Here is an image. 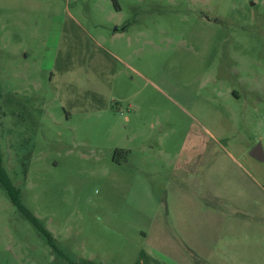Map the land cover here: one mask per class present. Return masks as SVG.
I'll list each match as a JSON object with an SVG mask.
<instances>
[{"label":"rangeland","instance_id":"rangeland-1","mask_svg":"<svg viewBox=\"0 0 264 264\" xmlns=\"http://www.w3.org/2000/svg\"><path fill=\"white\" fill-rule=\"evenodd\" d=\"M117 1L0 0V150L58 248L0 187V264H232L222 237H264V0Z\"/></svg>","mask_w":264,"mask_h":264},{"label":"crops","instance_id":"crops-1","mask_svg":"<svg viewBox=\"0 0 264 264\" xmlns=\"http://www.w3.org/2000/svg\"><path fill=\"white\" fill-rule=\"evenodd\" d=\"M147 150L146 147H143V152ZM152 151V150H151ZM203 151V150H202ZM199 153V151H196ZM132 156H133V151L128 148V147H118L115 152V156L113 158V163L116 167L119 169H124L129 167L132 163ZM227 158H231L233 162L239 163L237 158L231 154L228 153ZM166 159V157H165ZM164 159V161H165ZM166 162V161H165ZM174 162L175 165H177L178 168H181L182 170H185V172H189L190 170V162H189V157L182 158L178 157ZM141 163L140 165H136L134 163V167L138 169L140 173H144V167L148 168H156V161L154 159H150V157H145L144 159L141 158ZM171 163V162H169ZM168 163V164H169ZM169 188V186H168ZM178 192L181 197V200L178 204H171V211L172 209H180L181 211L183 210V197H184V191L183 187L181 188L178 185ZM172 218L174 221L179 223V226H184V218L182 217H173ZM170 220V219H169ZM171 220V221H173ZM181 234L183 231V228L180 229ZM141 237H139L140 240L142 241H147L150 240V237H148L147 232L141 231L140 232ZM221 237V236H220ZM218 237V238H220ZM223 238V237H222ZM222 238L219 240L220 242H233V244H230L231 246V253H232V264H264V237H251L250 235L248 237H226V240H222ZM235 244V246H234ZM241 249L242 253H239V250L237 251V248ZM193 248V246H192ZM194 249V248H193ZM199 250V248H197ZM196 250V251H197ZM224 253H226L225 250L221 247V249ZM237 251V253H236ZM198 252V251H197ZM199 253V252H198ZM149 254V253H148ZM151 254V253H150ZM149 254V255H150ZM200 255H205L203 253H199ZM235 255V256H234ZM216 258V264H228L226 261H224L223 258L220 256H215Z\"/></svg>","mask_w":264,"mask_h":264},{"label":"trees","instance_id":"trees-1","mask_svg":"<svg viewBox=\"0 0 264 264\" xmlns=\"http://www.w3.org/2000/svg\"><path fill=\"white\" fill-rule=\"evenodd\" d=\"M114 5L120 10L117 0H112ZM0 187H2L8 194L12 204L16 207L18 212L28 220L32 226L37 230V232L45 237L49 245L58 252V248L55 243V239L52 234L42 225L40 220L31 213L23 204L21 198V191L12 182L7 170L4 167L3 155L0 150Z\"/></svg>","mask_w":264,"mask_h":264},{"label":"water","instance_id":"water-1","mask_svg":"<svg viewBox=\"0 0 264 264\" xmlns=\"http://www.w3.org/2000/svg\"><path fill=\"white\" fill-rule=\"evenodd\" d=\"M251 156L259 161H264V154L261 145H259L252 151Z\"/></svg>","mask_w":264,"mask_h":264},{"label":"flooded vegetation","instance_id":"flooded-vegetation-1","mask_svg":"<svg viewBox=\"0 0 264 264\" xmlns=\"http://www.w3.org/2000/svg\"><path fill=\"white\" fill-rule=\"evenodd\" d=\"M116 29H117V30H119V29H124V25L116 26Z\"/></svg>","mask_w":264,"mask_h":264}]
</instances>
